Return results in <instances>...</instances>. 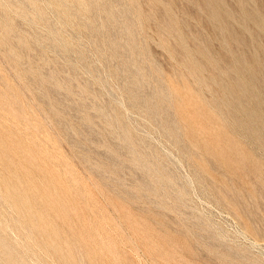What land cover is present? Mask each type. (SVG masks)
<instances>
[{"label":"rangeland","instance_id":"1","mask_svg":"<svg viewBox=\"0 0 264 264\" xmlns=\"http://www.w3.org/2000/svg\"><path fill=\"white\" fill-rule=\"evenodd\" d=\"M0 264H264V0H0Z\"/></svg>","mask_w":264,"mask_h":264},{"label":"bare ground","instance_id":"2","mask_svg":"<svg viewBox=\"0 0 264 264\" xmlns=\"http://www.w3.org/2000/svg\"><path fill=\"white\" fill-rule=\"evenodd\" d=\"M231 86H229V89H231L232 90V84H230ZM233 87H235V86H233ZM235 88H238L239 89V92H241L242 93V91L243 90H245V87L244 88H240V87H235ZM237 90V89H236Z\"/></svg>","mask_w":264,"mask_h":264}]
</instances>
